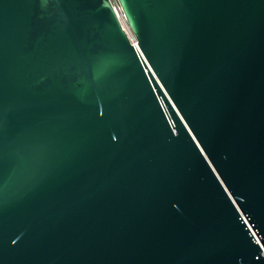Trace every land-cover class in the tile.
I'll use <instances>...</instances> for the list:
<instances>
[{"label": "water", "instance_id": "obj_1", "mask_svg": "<svg viewBox=\"0 0 264 264\" xmlns=\"http://www.w3.org/2000/svg\"><path fill=\"white\" fill-rule=\"evenodd\" d=\"M0 0V264H264V0Z\"/></svg>", "mask_w": 264, "mask_h": 264}, {"label": "built area", "instance_id": "obj_2", "mask_svg": "<svg viewBox=\"0 0 264 264\" xmlns=\"http://www.w3.org/2000/svg\"><path fill=\"white\" fill-rule=\"evenodd\" d=\"M113 4L114 10L118 16V18L120 19L123 28L125 29V31L128 34V37L130 39V42L132 43L133 46L138 44V40L136 38V36L132 33V31L130 30L127 21H126V17L124 15V11L121 7V4L119 3V0H110Z\"/></svg>", "mask_w": 264, "mask_h": 264}]
</instances>
